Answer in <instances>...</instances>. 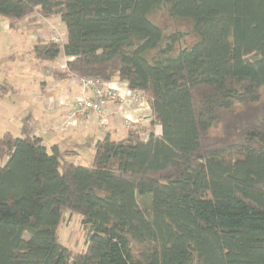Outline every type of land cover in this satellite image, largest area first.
Instances as JSON below:
<instances>
[{"label": "trees", "instance_id": "trees-1", "mask_svg": "<svg viewBox=\"0 0 264 264\" xmlns=\"http://www.w3.org/2000/svg\"><path fill=\"white\" fill-rule=\"evenodd\" d=\"M160 10L189 30L156 24ZM0 16H57L65 39L38 38L36 59L125 81L151 109L88 165L47 148L30 116L2 134L0 264H264V0H0ZM64 209L81 251L59 241Z\"/></svg>", "mask_w": 264, "mask_h": 264}, {"label": "crops", "instance_id": "crops-1", "mask_svg": "<svg viewBox=\"0 0 264 264\" xmlns=\"http://www.w3.org/2000/svg\"><path fill=\"white\" fill-rule=\"evenodd\" d=\"M50 22L49 17L41 18L40 27H31L33 34H36L33 46L38 38L46 39V37H43V32ZM3 24L4 26H10V21H3ZM63 27L65 29L64 25ZM57 59L59 62L56 66L45 65L41 78L36 77L34 79L38 83V88L30 89L32 94L29 104H27L26 111L22 116H19L20 124L24 117H31L32 126L34 124V133L42 138L47 148L58 145L62 149H67L70 151L67 159L77 163L76 159L83 153L85 157L88 150L94 151V143L97 139L102 138L106 134H109L114 139H120L126 135L127 126L124 124V115H128L134 122L133 124L137 123L141 127L149 125L151 109L148 102L143 106L131 104L124 107L121 112L114 101H108L105 104V112L102 117L90 112L83 119H76L74 125H68L67 128H63V124L66 122V114L71 109L72 101L83 93V89L75 78H62L56 74L55 71L57 69L63 70L65 68V62L68 58L60 56ZM38 61L42 62L43 60ZM104 86L123 91L127 84L125 81L114 78L105 81ZM87 93L90 94L89 92ZM101 119H103L102 123ZM155 132H160L159 126L155 127ZM142 136L145 138L147 132H142ZM83 150L86 152H82Z\"/></svg>", "mask_w": 264, "mask_h": 264}, {"label": "rangeland", "instance_id": "rangeland-1", "mask_svg": "<svg viewBox=\"0 0 264 264\" xmlns=\"http://www.w3.org/2000/svg\"><path fill=\"white\" fill-rule=\"evenodd\" d=\"M49 18L51 22L43 32V37L50 39L51 36L57 34L64 41V24L57 16ZM152 18L161 27L173 28L177 26L189 30L187 22L173 21L163 10L155 13ZM3 21L9 20L0 16V137L5 131L11 132L14 136H19V126L21 125L19 116H22L26 111L27 104H29L32 94L30 89L38 88V83L34 79L36 77L41 78L45 65L56 66L59 60L39 62L33 56L32 46L36 34H33L31 27L34 26L31 25L27 17L19 19L12 26H4ZM190 32L188 31L184 35L181 46L190 45L195 40V37H191ZM82 152L86 151L83 150ZM93 152L88 150L85 157L83 153L76 159L77 164L88 165ZM4 162L5 160H0V163L3 164ZM63 217L64 220L58 229L60 243L74 251L83 250L86 238L80 224V215L77 212L64 209Z\"/></svg>", "mask_w": 264, "mask_h": 264}, {"label": "built area", "instance_id": "built-area-1", "mask_svg": "<svg viewBox=\"0 0 264 264\" xmlns=\"http://www.w3.org/2000/svg\"><path fill=\"white\" fill-rule=\"evenodd\" d=\"M50 39L56 42L63 41L57 34L51 36ZM75 79L81 85L83 93L72 101L71 109L66 114V122L63 124V128H67L68 125H74L76 119H83L84 116L90 112H94L102 117L105 112V104L108 101H114L118 106V110L121 112L124 107L131 104L143 106L147 102L141 91L130 89L128 86L125 87L123 91H119L116 88L105 87L104 81L98 77ZM102 122L103 119H101V123ZM133 123L134 122H132V119L128 115H124V124L127 127Z\"/></svg>", "mask_w": 264, "mask_h": 264}]
</instances>
